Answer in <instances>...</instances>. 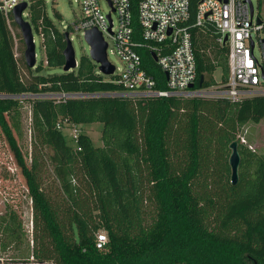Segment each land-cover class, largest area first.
<instances>
[{"label":"trees","instance_id":"1","mask_svg":"<svg viewBox=\"0 0 264 264\" xmlns=\"http://www.w3.org/2000/svg\"><path fill=\"white\" fill-rule=\"evenodd\" d=\"M132 3L136 14L138 0ZM198 3L191 0L187 24L197 62L195 89L202 77L204 88L229 78V46L218 42L217 29L192 26ZM27 14L33 31L43 36L50 70L41 63L23 79L24 41L12 21L22 46L16 57L0 11V94L12 97L0 99V130L26 181L34 231L30 239L19 214L8 207L0 216V262L15 252L20 261L41 264H264V153L239 138L246 125L264 120V96L239 102L107 96L123 89L92 60L83 57L76 70L63 71L65 33L54 27L45 2L30 3ZM141 54L158 88H165L166 77L150 53ZM25 102L31 106L30 164L19 144ZM93 123L103 124L102 147L85 134L75 147L68 144L65 125ZM235 141L241 166L233 186L229 147ZM46 150L61 203L44 188ZM80 174L83 184L77 183ZM149 202L155 208L151 223ZM100 231L107 234L103 249L97 248Z\"/></svg>","mask_w":264,"mask_h":264},{"label":"built area","instance_id":"2","mask_svg":"<svg viewBox=\"0 0 264 264\" xmlns=\"http://www.w3.org/2000/svg\"><path fill=\"white\" fill-rule=\"evenodd\" d=\"M38 0H0L4 15L14 39V52L18 57V39L12 25L13 10L23 3ZM46 4V0H43ZM75 0L80 17L69 33L86 35L96 29L108 44L107 58L113 54L122 67L115 66L110 81L123 89L113 97L134 99L186 98L224 99L239 102L244 98L264 96V0L259 12L253 0H199L193 27L214 26L224 44L228 36L229 78L226 83L198 89L197 62L191 28V0H138L136 14L132 0ZM27 11L24 18H27ZM63 32V33H66ZM171 32V33H170ZM41 42L43 36L40 37ZM259 49V56L256 53ZM142 51L157 56L155 62L166 77L165 88H158L157 80L144 66ZM109 60V59H108ZM154 60V58H153ZM155 61V60H154ZM110 62V61H109ZM111 63V62H110ZM112 64V63H111ZM85 95H46L61 100ZM12 98L0 94V99ZM76 132V131H75ZM78 135L73 139H77ZM107 236L98 235L97 248L103 249Z\"/></svg>","mask_w":264,"mask_h":264},{"label":"rangeland","instance_id":"3","mask_svg":"<svg viewBox=\"0 0 264 264\" xmlns=\"http://www.w3.org/2000/svg\"><path fill=\"white\" fill-rule=\"evenodd\" d=\"M253 3L258 6L259 12H263V1L258 2V0H253ZM101 4L105 11L107 7L105 1L101 0ZM46 12L49 19L52 21L54 27L60 32L69 31L73 28L74 24L78 21L80 17V7L76 4L75 0H46ZM58 13L61 17L56 16ZM26 19V17H25ZM34 38L36 43V53H37V66L38 64H44V70H50L46 67V55L44 48L41 46V39L38 34L34 31ZM70 40L72 42L73 48L76 53L77 62L81 58L91 59L90 55V46L87 43L85 36L81 34L70 33ZM20 50H21V44ZM25 51V46L23 48V55ZM257 55L259 56V49L256 50ZM20 54L18 53V56ZM109 61L121 68L122 64L118 57L113 54H109ZM21 74L23 79L27 81L31 75L28 71V67L21 68ZM97 70L99 71V66L97 65ZM43 74H46L44 71ZM35 75V74H34ZM222 71L216 73L217 81H221ZM31 99L32 97H23L21 99ZM51 98V97H46ZM33 99V98H32ZM23 116H22V131L23 136L19 140V144L22 148L24 156L28 162L31 163L32 153H33V134L31 130V106L28 102L23 104ZM63 132L68 139V144L75 147L76 140L73 139L74 136L85 134L90 136L93 141V144L96 147H102L103 141L101 139L103 124L93 123L85 124L82 126L77 125H65L63 127ZM76 131V132H75ZM239 138L245 146L249 147L251 150L264 153V120L259 124H248L246 125L239 134ZM45 154V163L46 166L43 169V182L46 192L50 195L51 199L57 203L62 202L61 193L59 189V183L56 180V177L53 172L51 164L47 161L48 155L51 154L50 151L46 150ZM84 178L80 174L77 183L83 184ZM10 207L14 209L20 216L24 228L27 230L30 239L33 238L34 223H33V209L32 202L28 196V189L26 186V181L21 174L20 169L15 164V159L12 152L9 149L7 141L0 130V216L5 213L7 208ZM155 208L152 202H149L146 207V215L148 222L151 223L152 216H154ZM99 234L107 235L106 232L100 231ZM17 253L8 252V254L3 255L0 264H41L36 263L33 259L29 262L17 258ZM50 264V263H44Z\"/></svg>","mask_w":264,"mask_h":264},{"label":"water","instance_id":"4","mask_svg":"<svg viewBox=\"0 0 264 264\" xmlns=\"http://www.w3.org/2000/svg\"><path fill=\"white\" fill-rule=\"evenodd\" d=\"M250 0H248L249 2ZM28 9V4L23 3L13 10L14 23L18 27L22 39L25 45L24 60L26 66L29 69H35L37 67V53H36V43L34 38V31L31 24L24 18V13ZM171 33V32H170ZM66 38V48L63 51L65 64L63 71L69 72L76 70L79 66L77 62L76 53L73 48L72 42L69 37V33H65ZM85 39L89 44L91 50L90 55L92 61L99 66V72L106 76L111 77L115 73V66L111 64L107 58L108 44L106 43L102 33L96 29L90 30L86 33ZM228 36L224 38V45L227 44ZM155 62L157 61V56L153 54ZM204 83V78L202 77L199 82V86L202 87ZM196 84L190 85V88H195ZM111 96L112 94H105ZM31 97V96H21ZM43 97V96H34ZM231 154L229 157V166L231 168V184L233 186L237 185L240 180V166H241V155L239 152V143L237 141L230 145Z\"/></svg>","mask_w":264,"mask_h":264}]
</instances>
